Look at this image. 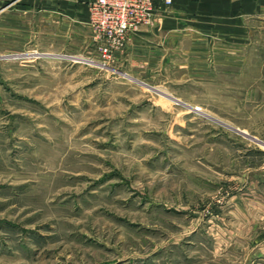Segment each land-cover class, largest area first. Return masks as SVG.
Returning a JSON list of instances; mask_svg holds the SVG:
<instances>
[{
	"label": "rangeland",
	"instance_id": "374dc122",
	"mask_svg": "<svg viewBox=\"0 0 264 264\" xmlns=\"http://www.w3.org/2000/svg\"><path fill=\"white\" fill-rule=\"evenodd\" d=\"M67 2L0 0V264H264L257 43L103 62Z\"/></svg>",
	"mask_w": 264,
	"mask_h": 264
},
{
	"label": "crops",
	"instance_id": "0c3cea01",
	"mask_svg": "<svg viewBox=\"0 0 264 264\" xmlns=\"http://www.w3.org/2000/svg\"><path fill=\"white\" fill-rule=\"evenodd\" d=\"M90 1L68 0L66 4L67 12L74 17L73 21L76 19L86 30L87 4ZM155 5L157 18L153 26H143L131 34L130 43L126 45L121 58L126 57L137 41L151 38L162 30L168 34L179 31L184 36H190L193 32L195 45L202 48L217 45L230 51V47L241 45L244 52L250 54L249 47L257 43L261 61H264V0H171L169 5L163 0H156ZM256 30L255 38L253 31ZM200 56L203 57L202 53ZM248 96L251 97L249 87Z\"/></svg>",
	"mask_w": 264,
	"mask_h": 264
},
{
	"label": "built area",
	"instance_id": "2783aa9c",
	"mask_svg": "<svg viewBox=\"0 0 264 264\" xmlns=\"http://www.w3.org/2000/svg\"><path fill=\"white\" fill-rule=\"evenodd\" d=\"M167 5L171 0H163ZM156 0H91L87 24L103 62L113 61L126 47L130 32L153 20Z\"/></svg>",
	"mask_w": 264,
	"mask_h": 264
},
{
	"label": "water",
	"instance_id": "95a60500",
	"mask_svg": "<svg viewBox=\"0 0 264 264\" xmlns=\"http://www.w3.org/2000/svg\"><path fill=\"white\" fill-rule=\"evenodd\" d=\"M243 133V132H242Z\"/></svg>",
	"mask_w": 264,
	"mask_h": 264
}]
</instances>
